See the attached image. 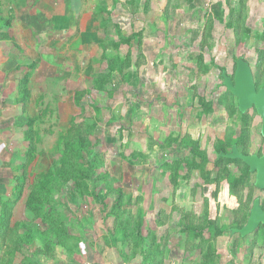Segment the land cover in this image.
Masks as SVG:
<instances>
[{
  "label": "rangeland",
  "instance_id": "374dc122",
  "mask_svg": "<svg viewBox=\"0 0 264 264\" xmlns=\"http://www.w3.org/2000/svg\"><path fill=\"white\" fill-rule=\"evenodd\" d=\"M84 1L80 24L41 36L24 67L26 160L0 199L11 228L32 229L20 224L14 264H264V226L232 233L264 190L220 156L264 155L262 118L222 78L245 57L264 87V0H183L171 24L176 0Z\"/></svg>",
  "mask_w": 264,
  "mask_h": 264
},
{
  "label": "crops",
  "instance_id": "0c3cea01",
  "mask_svg": "<svg viewBox=\"0 0 264 264\" xmlns=\"http://www.w3.org/2000/svg\"><path fill=\"white\" fill-rule=\"evenodd\" d=\"M82 1L0 0V199L10 198L7 193L14 188L12 176L16 166L26 160L24 152H20L15 143L16 139L23 141V132L28 127L23 107L19 104L26 96L30 97L29 83L26 93L20 87L25 75L30 74L24 67L31 66L29 62L34 58L31 48L34 44L38 48L41 36L45 41L55 38L59 27L78 26L85 10L81 6L85 1ZM182 1L176 0L173 4L170 24L180 18L178 11ZM95 8L91 7V13ZM108 9L111 10L110 7ZM198 30V40H202L203 29ZM19 73L23 75L18 77Z\"/></svg>",
  "mask_w": 264,
  "mask_h": 264
},
{
  "label": "water",
  "instance_id": "95a60500",
  "mask_svg": "<svg viewBox=\"0 0 264 264\" xmlns=\"http://www.w3.org/2000/svg\"><path fill=\"white\" fill-rule=\"evenodd\" d=\"M236 66L234 78L229 76L226 70L222 71L224 85L237 97L241 113L244 114L255 108L262 118L261 135L264 138V87L258 89L252 67L245 57L239 58ZM220 156L231 160L243 161L249 167L250 172L256 174L255 186L260 190H264V155H247L242 153L237 145H234L230 153H222ZM261 226H264V208L260 198H257L253 203L247 224L240 229L234 228L232 233L247 237Z\"/></svg>",
  "mask_w": 264,
  "mask_h": 264
},
{
  "label": "trees",
  "instance_id": "16d2710c",
  "mask_svg": "<svg viewBox=\"0 0 264 264\" xmlns=\"http://www.w3.org/2000/svg\"><path fill=\"white\" fill-rule=\"evenodd\" d=\"M125 3H126V6L132 5L133 7H135V10L138 11L141 8L140 5L142 3V0H129V1L126 0ZM148 6L149 5L146 4L144 6V8L148 9ZM98 12H103V13L106 12L110 15V14H112L111 13L112 9L109 10L107 6H103V7L98 9ZM28 80H29V74H26L24 79L21 82V87H20V89H21V91H23V93L27 92ZM26 97H25V99H26ZM25 99L22 100V103H24ZM77 103L79 105H82L81 101H77ZM82 134L83 133L81 132L80 128H77L76 131L72 130L71 138H75V137L81 138L82 137V139H83ZM78 144H82V143H78ZM67 161H68V159H65V160H63V163H67ZM66 165L72 166V164H66ZM92 168L95 169L96 165L92 166ZM44 186H46V185L44 184ZM20 188H22V186ZM21 196H22V189L19 191V197L15 201L20 200ZM46 199H47L46 196H40L37 194H32L29 202L31 203L30 205L32 206V203L34 205L37 201L38 202H42V201L45 202ZM6 201L7 202H5L2 205V214L0 215V264H14L15 256L19 252L23 251L22 250L23 245L25 243H27V240H25L23 236H21L19 233H17L19 227H21L20 224L23 225V228H24V230H26L28 235L31 234L32 229L29 225H26L25 223H20V222L15 223L14 228H11L12 227V211H11V209L12 208L9 205L10 200H6ZM38 207L40 209L41 205H38ZM13 237L14 238L21 237L18 244L16 242H13L11 245L9 244V240L11 241L13 239ZM154 256H155V253H153V254L150 253V255L147 257L148 258L150 257V261H151L152 259H154Z\"/></svg>",
  "mask_w": 264,
  "mask_h": 264
}]
</instances>
